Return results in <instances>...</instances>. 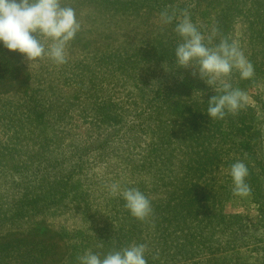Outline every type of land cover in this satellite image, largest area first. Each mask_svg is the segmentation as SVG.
<instances>
[{
  "label": "rangeland",
  "instance_id": "rangeland-1",
  "mask_svg": "<svg viewBox=\"0 0 264 264\" xmlns=\"http://www.w3.org/2000/svg\"><path fill=\"white\" fill-rule=\"evenodd\" d=\"M123 1L62 0L81 24L67 62L14 52L13 77L0 78V264H79L131 244L146 245L147 264H264V184L247 177L253 192L241 197L229 175L253 165L240 135L206 140L211 89L176 67L181 38L158 11ZM159 1L187 12L208 46L239 43L254 75L236 88L264 130V0ZM186 73L197 86L182 92ZM114 183L143 192L151 214L131 216Z\"/></svg>",
  "mask_w": 264,
  "mask_h": 264
},
{
  "label": "clouds",
  "instance_id": "clouds-1",
  "mask_svg": "<svg viewBox=\"0 0 264 264\" xmlns=\"http://www.w3.org/2000/svg\"><path fill=\"white\" fill-rule=\"evenodd\" d=\"M174 18L178 21L175 31L181 38L174 51L176 67L195 68V73L207 85H220L221 94L207 102V116L223 119L227 112H237L248 98L240 89L233 88L226 78L233 71L239 73L240 79H250L254 75V67L239 43L225 38L210 47L187 12L182 18L161 13L164 24L172 23ZM80 28L75 10L64 6L62 0H0V46L21 54L29 62L47 58L56 65L66 63L67 46ZM229 175L234 194L248 196L251 189L246 182L247 165L242 161L233 163ZM110 192L122 197L131 216L143 220L151 214L150 200L139 189L121 188L114 183ZM146 251L144 244H131L103 257L89 250L78 260L79 264H147Z\"/></svg>",
  "mask_w": 264,
  "mask_h": 264
},
{
  "label": "trees",
  "instance_id": "trees-1",
  "mask_svg": "<svg viewBox=\"0 0 264 264\" xmlns=\"http://www.w3.org/2000/svg\"><path fill=\"white\" fill-rule=\"evenodd\" d=\"M123 2L130 6L132 5L133 9H138L145 5V6H149L150 9H154L158 11V13L160 14L166 12V9H161L162 6L159 0H142L140 3L137 4V6H136L137 1L136 2H130V1L126 2L125 0ZM237 9H238V6H237ZM170 12L171 11L167 13L170 14ZM192 13H194V11H192ZM176 16H178V14L175 15L174 17ZM177 22L178 21L174 18L172 23L167 24L169 25V28L172 27V29L174 30L173 32L175 34H176L175 27H176ZM196 26L198 29L201 28L198 25ZM178 37L179 36L176 34L175 39H178ZM263 41H264V37L263 39L260 40V43H262ZM210 45L212 46L213 42ZM13 55H14V51H9L5 49L3 46H0V78L3 76L7 78L13 77L16 71V68L14 67ZM177 80H179L176 84L177 88L179 89V91H182V92L184 91L189 92V89L195 90V88H189V87L197 86L195 83L192 82L195 80V78L189 75L188 73L179 75ZM241 80L242 79H240V77L238 76V79L232 83L233 85L232 87L233 88H236V86L239 87L241 85ZM203 82H204L203 80H201V82L200 81L197 82V84L200 86L199 88L203 86L202 85L204 84ZM205 86H208V85L205 84ZM177 88H175L174 90L175 91L178 90ZM209 89H211V92L208 94L209 95L208 99L212 98L215 95L221 94L220 87L209 86ZM170 93H171V90H168L165 92V94H170ZM208 99H204L202 101L204 102V107L202 108L204 112L205 111L207 112ZM203 111L200 110L197 114H201V112L203 113ZM254 115H255V111L253 108H251V106L243 105L235 113L227 112L223 119L210 118L206 116L205 113L202 114L201 117H203L207 122V123H204V126H206L205 127L206 133H203V134L206 135L205 138L209 142L213 139L215 141V144L220 145V142L221 143L225 142L224 138L226 137L230 138L229 135L231 133L229 132H232V135L234 134L240 135L242 140L240 141V143L237 141L236 143L240 144L239 149H241L242 152H246V154L249 156L250 161H252L253 163V165L249 167L251 171H250V174L248 175V178H251L252 182H250V184L251 183L255 184V187H257V190H258V187H262L264 184V163L262 164L260 162L259 163L260 165H258L257 161H255L254 158L251 157L252 156L251 154L254 153L253 151L255 150V148H258L259 150L264 152V134H262V131L264 130L261 125L262 122L254 121ZM203 122H198L197 125L199 127H203L202 126ZM231 144L233 145L232 142ZM217 153H218L217 147H214L212 149V156L216 157L218 155ZM215 157L209 158V160L212 161L213 159H216ZM254 162H255V165H254ZM252 169H253V172H252Z\"/></svg>",
  "mask_w": 264,
  "mask_h": 264
}]
</instances>
